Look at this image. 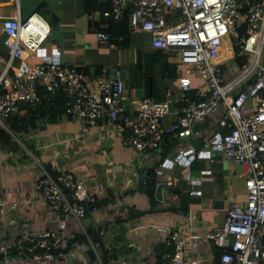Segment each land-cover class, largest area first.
<instances>
[{"label":"built area","instance_id":"built-area-1","mask_svg":"<svg viewBox=\"0 0 264 264\" xmlns=\"http://www.w3.org/2000/svg\"><path fill=\"white\" fill-rule=\"evenodd\" d=\"M110 1L111 15L117 21L129 15L132 30L151 33L154 47L178 54L179 89H169L164 100L132 96L127 105V85L120 68L113 72L104 67L99 76L91 77L64 61L56 46L32 61L28 40L33 42L31 47H38L50 36L51 25L41 29L33 17H8L3 21L9 57L0 73V130L8 128L6 118L18 113L23 104L37 109L63 91L67 115L122 127L129 132L126 143L140 152L164 150L169 141L175 143L155 170L161 177L170 169L186 168L192 195L203 194L202 178L192 171L197 160L215 161L222 156L237 162L246 173V201L228 209L213 237L223 249L222 264L260 263L264 259V0ZM98 37L102 43L111 40L107 31H98ZM228 48L233 51L229 62L249 56L243 67L238 63L242 70L226 81L223 55ZM250 99H256L253 107ZM222 109L215 127L196 147L195 129L207 125ZM176 110L177 117L166 123ZM36 189L52 209L78 219L87 215L88 207L98 209L103 193L74 171L55 177L46 168ZM7 203L1 201L0 206ZM10 204L18 206V202ZM65 225L63 220L59 228L22 231L2 245L1 253L48 261L75 257L82 243L67 233ZM168 243L172 250L164 254L162 264H189L182 234L174 232Z\"/></svg>","mask_w":264,"mask_h":264},{"label":"crops","instance_id":"crops-1","mask_svg":"<svg viewBox=\"0 0 264 264\" xmlns=\"http://www.w3.org/2000/svg\"><path fill=\"white\" fill-rule=\"evenodd\" d=\"M14 16L33 17L41 29L45 24L52 27L50 36L38 47H31L33 42L28 40L32 61L56 46L64 61L91 77L99 76L104 67L113 72L120 68L127 85V105L132 96L164 100L169 89H179L178 54L154 47L151 33L131 29L127 45L100 41L98 31L110 27V0H0V73L9 57L3 21ZM232 56L228 48L223 67ZM255 100H249L250 107ZM26 111L20 108L18 113ZM223 112L195 129L192 140L205 137ZM177 115L176 110L165 122L171 123ZM5 122L11 138L7 142L0 139V202H8L0 206V264H105L104 250L109 264H162L164 254L172 248L168 242L174 232L187 241L189 264H222L223 249L213 233L223 226L228 209L235 203L244 204L247 197L246 173L237 162L222 156L215 161L197 160L192 171L202 178V195L190 193L193 186L184 167L157 176L151 195L147 191L150 181L142 184L141 172L150 179V169L175 149V143L169 141L164 150L140 152L126 143L129 132L122 127L78 120L66 111L55 120L43 118L39 126L19 133L11 129L8 117ZM49 166L59 173L74 171L90 187L102 190L100 208L82 219L52 209L36 189V181ZM261 173L264 175V162ZM162 182L158 196L156 187ZM11 202H18V206L12 207ZM63 220L72 236L85 234L90 228L100 230L104 245L79 240L82 248L75 257L56 261L1 253L2 245L20 232L59 228ZM258 264H264V259Z\"/></svg>","mask_w":264,"mask_h":264},{"label":"trees","instance_id":"trees-1","mask_svg":"<svg viewBox=\"0 0 264 264\" xmlns=\"http://www.w3.org/2000/svg\"><path fill=\"white\" fill-rule=\"evenodd\" d=\"M112 16V15H111ZM110 27L106 30L111 34V41L117 42L120 45H127L132 37V31L130 27V18L129 15H126L121 21H117L113 16L109 20ZM249 53L247 56L237 58V61L241 67H243L248 61ZM66 97L65 93L62 91L57 96H53L50 101H46L41 107L37 109H32L29 105L25 104L21 108L26 109L25 114H15L8 117V122L11 129L16 132L29 131L31 128L39 126L43 118L47 119H57L61 113L66 109ZM4 137V140L7 142L11 138V134L8 133L4 128L0 130V139ZM51 174L55 177L59 176L60 173L56 172L51 166L47 167ZM150 179L154 182L152 185L147 186V191L154 195V187L157 183V173L155 168L150 169L149 171ZM176 192H180L179 189H174ZM100 202L96 204L97 208H100ZM94 211L91 207H88V213ZM87 213V214H88ZM75 240L86 241L91 239L95 245L103 246V239L100 230L90 228L85 234H78L73 236ZM172 250V249H169ZM93 258H96V254L92 251ZM103 261L105 264H109V259L107 258V251L102 253ZM163 261V259H162Z\"/></svg>","mask_w":264,"mask_h":264},{"label":"rangeland","instance_id":"rangeland-1","mask_svg":"<svg viewBox=\"0 0 264 264\" xmlns=\"http://www.w3.org/2000/svg\"><path fill=\"white\" fill-rule=\"evenodd\" d=\"M230 45H233L232 39H230ZM239 69L242 70L237 62L232 61L229 64H225L223 70L225 80L228 81L235 77L239 73Z\"/></svg>","mask_w":264,"mask_h":264},{"label":"water","instance_id":"water-1","mask_svg":"<svg viewBox=\"0 0 264 264\" xmlns=\"http://www.w3.org/2000/svg\"><path fill=\"white\" fill-rule=\"evenodd\" d=\"M195 145H196V147L199 148V147L202 145V143H201V141H196V142H195ZM146 181H147V182L150 181V184H151V185L154 183L151 179H149V178L144 174V171H142V172H141V182H142V184H143V183H145ZM141 187H142V185L139 186V189H141ZM162 189H163V184L160 183V184L156 187V190H157L156 192H157L158 196L161 195Z\"/></svg>","mask_w":264,"mask_h":264}]
</instances>
